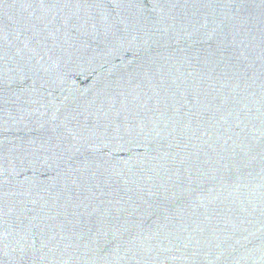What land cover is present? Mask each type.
Returning a JSON list of instances; mask_svg holds the SVG:
<instances>
[{"label":"water","instance_id":"1","mask_svg":"<svg viewBox=\"0 0 264 264\" xmlns=\"http://www.w3.org/2000/svg\"><path fill=\"white\" fill-rule=\"evenodd\" d=\"M0 264H264V0H0Z\"/></svg>","mask_w":264,"mask_h":264}]
</instances>
